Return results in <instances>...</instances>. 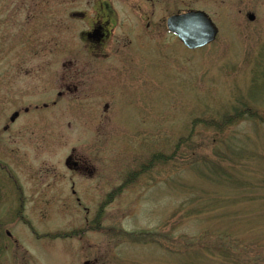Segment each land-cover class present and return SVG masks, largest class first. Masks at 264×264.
<instances>
[{
  "label": "rangeland",
  "instance_id": "1",
  "mask_svg": "<svg viewBox=\"0 0 264 264\" xmlns=\"http://www.w3.org/2000/svg\"><path fill=\"white\" fill-rule=\"evenodd\" d=\"M173 8L209 15L215 41L188 50L164 25H119L95 57L72 0H0V123L44 86L34 165L58 168L73 149L92 171L76 177L78 205L50 191L25 201L0 264H264V0ZM39 42L40 85L12 70ZM32 155L0 152L22 168Z\"/></svg>",
  "mask_w": 264,
  "mask_h": 264
},
{
  "label": "flooded vegetation",
  "instance_id": "2",
  "mask_svg": "<svg viewBox=\"0 0 264 264\" xmlns=\"http://www.w3.org/2000/svg\"><path fill=\"white\" fill-rule=\"evenodd\" d=\"M185 1L72 0L73 7L77 10L71 12L70 18L83 22L87 26L79 34V42L85 47L86 52L95 57L106 58L114 45V30L117 26L145 25L146 28H152L153 30L154 25H164L166 32L169 33L166 28L169 17L189 11H201L199 9L174 11L173 7L176 3H184ZM207 16L209 17V15ZM115 44L119 47L123 46L124 42L116 40ZM45 50V44L40 42L38 44L34 43L25 50V55L16 59L12 64L14 75H21L20 72L28 69L29 72H27L26 77L29 78L32 72L37 73L39 77L38 84L40 85L46 70ZM34 56L38 57V61L31 64L30 59ZM30 85H32L30 82L23 83V87L19 90L29 93ZM70 91L71 89L68 86L58 91L52 104L55 105L57 98H62L66 92ZM33 93L37 96L32 97L31 101L29 98L27 104L19 103L18 107L8 117H4L0 123V152L15 156V154H19L23 144L24 146L27 145L28 152H34V155L31 156L33 160L26 161L24 168L21 166L24 163L22 160H18L16 166H14L12 161L4 162L0 158V206L7 205L6 201H9L10 204L12 202L13 207L16 205L12 216L4 214L5 217H0V245L2 244L4 248L9 247L10 230L14 226H18L15 219L23 217L22 214L27 199H42L50 191L51 197L57 200L58 196L60 199L66 197L67 200L75 201V204L78 205L80 198L76 177L92 172L88 162L78 159L73 149H70L65 159L57 164L59 170L58 168H46L45 163L38 160L34 165L33 161L37 158L36 153L45 143L44 139L46 137L44 129H41L43 125L41 123L42 115L39 112L41 109L46 108V104L43 102L45 87L39 86L37 90L34 88ZM62 180H65V183L61 184ZM53 188L55 190H52ZM21 222H23L22 226L28 227L33 233L36 232L31 224H25L26 221ZM13 242L15 243V241Z\"/></svg>",
  "mask_w": 264,
  "mask_h": 264
},
{
  "label": "water",
  "instance_id": "3",
  "mask_svg": "<svg viewBox=\"0 0 264 264\" xmlns=\"http://www.w3.org/2000/svg\"><path fill=\"white\" fill-rule=\"evenodd\" d=\"M248 19L252 21L254 18L249 15ZM166 28L188 50L209 45L215 41L218 34L214 23L202 11H189L171 16L167 19Z\"/></svg>",
  "mask_w": 264,
  "mask_h": 264
},
{
  "label": "trees",
  "instance_id": "4",
  "mask_svg": "<svg viewBox=\"0 0 264 264\" xmlns=\"http://www.w3.org/2000/svg\"><path fill=\"white\" fill-rule=\"evenodd\" d=\"M226 121H228V120H226Z\"/></svg>",
  "mask_w": 264,
  "mask_h": 264
}]
</instances>
